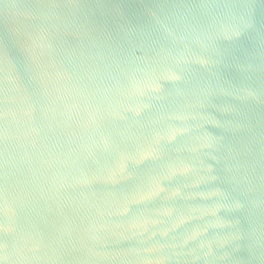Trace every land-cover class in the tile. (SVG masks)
Segmentation results:
<instances>
[{"label":"water","instance_id":"95a60500","mask_svg":"<svg viewBox=\"0 0 264 264\" xmlns=\"http://www.w3.org/2000/svg\"><path fill=\"white\" fill-rule=\"evenodd\" d=\"M0 264H264V0H0Z\"/></svg>","mask_w":264,"mask_h":264}]
</instances>
